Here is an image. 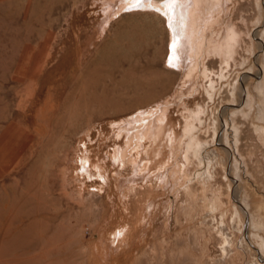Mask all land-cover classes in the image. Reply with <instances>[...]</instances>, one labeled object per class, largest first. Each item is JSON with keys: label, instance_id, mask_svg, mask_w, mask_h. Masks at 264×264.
<instances>
[{"label": "rangeland", "instance_id": "rangeland-1", "mask_svg": "<svg viewBox=\"0 0 264 264\" xmlns=\"http://www.w3.org/2000/svg\"><path fill=\"white\" fill-rule=\"evenodd\" d=\"M120 1L0 0V108L13 92L15 111L44 118L7 131L12 158L0 147V264H264V0L204 2L190 75L189 44L172 67L176 21ZM144 76L149 90L137 87ZM163 108L175 141L144 154L138 176L112 163L99 131ZM35 131L44 144L31 149ZM190 138L200 146L187 159ZM98 171L110 178L100 194Z\"/></svg>", "mask_w": 264, "mask_h": 264}, {"label": "bare ground", "instance_id": "bare-ground-1", "mask_svg": "<svg viewBox=\"0 0 264 264\" xmlns=\"http://www.w3.org/2000/svg\"><path fill=\"white\" fill-rule=\"evenodd\" d=\"M184 1L185 3L180 5L178 0H176L175 7L171 11H169V14H167V16H169V20L176 21V25H175L176 28L172 32V40H171L172 46H173V40H175V48H173L174 52H172V55H171V58L174 59V61H172V67L173 68L182 67L181 65L182 62L178 61L180 57L176 49L180 48V51H183V49L184 48L186 49L187 45L189 44L188 60L190 61L191 66L189 67L188 75H190V73L193 70H195V68L197 67L198 53L200 52V49L205 41L204 30L211 17L209 18V16L207 15V12L203 9L204 2H206L207 0H184ZM220 1L221 0H212L213 8L216 6H221L220 3L222 1L221 2ZM120 2L121 3L119 6V10L120 9L123 10V9H127L133 6V4L135 3V0H121ZM160 7L161 5L159 3V0H152L151 5H149L148 3H143L142 6L138 8H141V9H144V8L153 9L154 8L155 9V8H160ZM176 9H179V13L175 12ZM162 11H165V9H162ZM229 41H230V36H228L226 39V46L228 45ZM221 46L223 47V44ZM146 77L145 76L142 77L144 79L139 83V85L137 84L138 88H141L142 90H149L155 84L156 82L155 79L146 78ZM133 82L134 81H132V83ZM11 94H13V92L12 93L9 92V94L6 97H5V94H3V96L1 97L2 101H1V108H0L4 110V113L2 114L0 113V115H2V118L0 119L1 120L0 122V147H3V148L7 147V156L3 157V159H7V160L8 158H12V156L10 157V155L12 154L14 148L16 147V139H17L15 135L12 137H7L6 136L7 131L11 130L13 132L16 122L23 121V123H25L26 125L28 124L36 125V123L41 124V122L44 121L43 117L39 116L38 118H35V117L31 118L29 117L27 112L23 111L22 113H20L18 110L15 111L13 109L15 107V103L13 104L10 100ZM16 106L17 108H20V105L18 103ZM135 108L136 110H139L141 108V105ZM11 111H12V114H10ZM199 115H200V112H193L191 115V119L193 121L198 120ZM170 118L171 117H169V114L165 108L161 109L160 112L158 110L150 111L149 113L140 117L139 119L136 120L137 122L133 123L128 128L127 127L123 128V132L125 133L124 146H122L121 144L123 139H120L123 133L122 130L115 132L113 129V125H111L112 126L111 131H110L111 136L109 137V136H106V134L104 135L102 133V130H100L98 133L99 139L103 141L105 140L110 141V138H111V142H113V145L115 146L114 153L110 157V159L112 160L111 162L113 163V162L121 160V164L123 165V168L125 167L126 169V166L129 165L131 168V171H135L136 175L138 176L139 174L142 173V171L147 169V166H148V164L146 163L143 157L144 154L150 155L151 152L153 151L156 152L158 149L159 142L165 139L167 136L171 142L175 141L177 137V132L175 129H172ZM193 121H190L187 119V122H188V125L186 128L187 135H189L190 132L192 131L191 124ZM43 130L45 131L44 128ZM33 135L34 136H32L31 144L29 145L30 148L31 149H36V147L42 148V145L44 144V135L40 131H35ZM105 143L107 144V142H104V144ZM146 143H148L147 146H146ZM199 146L200 144L197 139L190 138L187 143L186 158L188 159V154L191 152L193 154H196ZM84 151H85L84 156L80 157L78 161L80 162V165H81L82 174L83 175L86 174L89 178H91L96 173L93 175L91 171L85 167L89 163L90 151L86 150V148ZM8 153L10 154L8 155ZM156 154L157 155L160 154L159 151H157ZM97 159L98 161L95 162L96 164L94 165V167L97 170H100V169L102 170L106 166L100 165V162H99L100 157H98ZM97 175L99 179L102 180L103 184L98 185L97 183V185H95L94 190L91 192L100 194L101 191L105 188V186L108 187L109 185L108 182L110 178L108 177L107 179L108 182H106V176H107L106 173H105L106 175L105 176V175H101V173H99L98 171ZM114 175L116 176L114 177L116 178L117 183H119L120 185L121 183L122 184L126 183V180H125L126 178L125 179L120 178L121 172L116 170ZM77 178H79V175H77ZM133 180L134 179L132 178L131 180L129 179V181H133ZM133 184L134 183L130 184L132 189L134 188ZM85 187L88 188L90 187V185H86ZM128 188H130L129 185H128ZM103 192H105V190H103ZM126 230H127V227L125 228L122 227L119 229L117 228V230L111 234L112 242L113 241L118 242V240H123L125 238V235L127 234Z\"/></svg>", "mask_w": 264, "mask_h": 264}, {"label": "snow or ice", "instance_id": "snow-or-ice-1", "mask_svg": "<svg viewBox=\"0 0 264 264\" xmlns=\"http://www.w3.org/2000/svg\"><path fill=\"white\" fill-rule=\"evenodd\" d=\"M143 3H148L149 5H151L152 0H135L133 7H140ZM159 3L161 7L155 8L153 10L161 14L162 16L167 17V13L175 7L176 0H159ZM162 9H165V11H162ZM170 22L171 21H169V23ZM173 48H175V40H173Z\"/></svg>", "mask_w": 264, "mask_h": 264}, {"label": "crops", "instance_id": "crops-1", "mask_svg": "<svg viewBox=\"0 0 264 264\" xmlns=\"http://www.w3.org/2000/svg\"><path fill=\"white\" fill-rule=\"evenodd\" d=\"M13 132H15V128H14ZM13 132H12V133H13Z\"/></svg>", "mask_w": 264, "mask_h": 264}]
</instances>
